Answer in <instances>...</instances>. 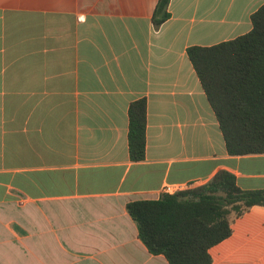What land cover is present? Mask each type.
Returning <instances> with one entry per match:
<instances>
[{
	"label": "crops",
	"instance_id": "crops-1",
	"mask_svg": "<svg viewBox=\"0 0 264 264\" xmlns=\"http://www.w3.org/2000/svg\"><path fill=\"white\" fill-rule=\"evenodd\" d=\"M0 0V264H170L139 239L130 202L226 170L264 190V154L228 153L189 59L250 33L264 0ZM147 100V148L129 107ZM213 264H264V207L232 223Z\"/></svg>",
	"mask_w": 264,
	"mask_h": 264
},
{
	"label": "trees",
	"instance_id": "trees-1",
	"mask_svg": "<svg viewBox=\"0 0 264 264\" xmlns=\"http://www.w3.org/2000/svg\"><path fill=\"white\" fill-rule=\"evenodd\" d=\"M171 0H159L157 28L170 17ZM253 29L235 40L188 49L232 156L264 154V5L252 16ZM147 100L129 107V154L142 162L147 148ZM255 206L264 190H243L236 176L219 172L205 185L159 200L130 202L127 211L139 239L170 264H213L210 250L233 234L232 223Z\"/></svg>",
	"mask_w": 264,
	"mask_h": 264
},
{
	"label": "built area",
	"instance_id": "built-area-1",
	"mask_svg": "<svg viewBox=\"0 0 264 264\" xmlns=\"http://www.w3.org/2000/svg\"><path fill=\"white\" fill-rule=\"evenodd\" d=\"M187 189H191L190 187H187L186 185H166L163 188V194H170V195H174L177 194L179 192H182L184 190Z\"/></svg>",
	"mask_w": 264,
	"mask_h": 264
}]
</instances>
